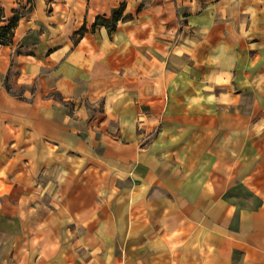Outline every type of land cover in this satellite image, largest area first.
Wrapping results in <instances>:
<instances>
[{"label":"crops","instance_id":"crops-1","mask_svg":"<svg viewBox=\"0 0 264 264\" xmlns=\"http://www.w3.org/2000/svg\"><path fill=\"white\" fill-rule=\"evenodd\" d=\"M15 17L0 264H264V0H0Z\"/></svg>","mask_w":264,"mask_h":264},{"label":"trees","instance_id":"trees-1","mask_svg":"<svg viewBox=\"0 0 264 264\" xmlns=\"http://www.w3.org/2000/svg\"><path fill=\"white\" fill-rule=\"evenodd\" d=\"M16 17L12 19L9 25L0 27V44H7L10 41V36L12 34V29L16 23ZM123 19L122 9L114 12V15L110 20H101L100 23L106 25L110 30H113L117 23ZM10 90H12L10 88Z\"/></svg>","mask_w":264,"mask_h":264}]
</instances>
